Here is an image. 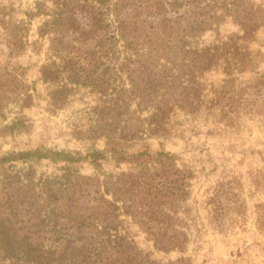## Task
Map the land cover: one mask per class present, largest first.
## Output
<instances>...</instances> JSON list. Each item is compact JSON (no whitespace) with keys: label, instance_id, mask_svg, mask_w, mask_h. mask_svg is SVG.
I'll return each instance as SVG.
<instances>
[{"label":"rangeland","instance_id":"374dc122","mask_svg":"<svg viewBox=\"0 0 264 264\" xmlns=\"http://www.w3.org/2000/svg\"><path fill=\"white\" fill-rule=\"evenodd\" d=\"M68 1L70 7L77 3ZM119 1L123 0H113L106 7L97 4L99 14L95 7L54 18L56 6L52 0H0V159L12 151L37 147L79 151L80 160L43 159L36 166L41 177L59 176L65 166L78 168L82 175L91 177L87 187L95 185L97 175L102 180L106 174L145 169V164L138 163L142 159L119 161L109 153L102 167L96 169L87 154L92 149L104 150L106 138H86V134L95 122L93 107L101 94L91 86L70 83L73 91L69 101L55 110L51 85L41 74L42 66L50 60L62 64L64 59L74 57L79 67L85 68L83 74L87 70L93 74L91 80L109 89L130 87L129 69H121L120 62L133 52L132 58L144 56L142 50L147 52L154 46L148 36L138 34L127 48L117 35L120 40L112 51L111 20L116 17L112 9ZM124 1L132 7L137 4L143 16L151 18L158 17V1L168 6L161 9L162 17L182 19L175 28V34L181 37L188 34L186 23L194 18H213L221 23H214L213 29L194 38L186 35L193 46L209 47L218 59L215 67L198 76L203 83L200 107L194 111L176 107L167 123L168 131L159 136L144 134L128 148L131 153L162 150L175 159L165 165L148 162L147 167L159 177L152 190L141 185L128 194L127 208L135 217L124 213L122 226L142 248L152 250L153 256L164 262L185 256L189 258L187 264H264V0ZM88 2L96 4L94 0ZM187 6L191 9L186 10ZM148 27L142 28L145 34ZM156 34H152L155 40ZM52 40L57 50L62 49L59 54L54 53ZM162 52L151 54L160 64L164 62ZM170 55L177 60L185 56L178 49ZM135 64L130 66L134 68ZM137 72L144 74L141 69ZM66 76L61 74L60 79ZM184 95L176 91L168 97ZM150 111H142L140 116L148 117ZM27 167L28 162L10 158L5 167L0 164V213L14 216L17 212L23 217L35 205L44 203L32 195L27 179L14 183V190L13 181L4 179V172L14 175ZM144 174L149 178V172ZM3 180L10 185H4ZM160 180L162 184L157 185ZM94 191L95 186L91 198ZM90 205L85 203L83 207ZM93 205L103 210L96 201ZM153 212L164 216L157 218ZM147 227L164 241L177 240L184 230L188 234L185 250L156 249L154 235L146 231ZM105 264L120 262L109 258Z\"/></svg>","mask_w":264,"mask_h":264},{"label":"trees","instance_id":"16d2710c","mask_svg":"<svg viewBox=\"0 0 264 264\" xmlns=\"http://www.w3.org/2000/svg\"><path fill=\"white\" fill-rule=\"evenodd\" d=\"M52 1L56 6L53 16L55 18L63 17L65 12L76 10L87 12L95 7V12L99 14L101 8L97 4L106 7V4L113 0H94L96 4L89 3V0H77L71 7L68 0ZM122 3L119 1L113 4L112 11L116 17L111 20L112 51H115L116 42L120 39L124 42V47L132 46V38L138 34L148 36L154 46L147 52L142 50L144 56L132 58L133 52L120 62L121 69H129L130 87L114 86L109 89V86L100 81L91 80L94 78L93 74L89 70L83 74L85 68L79 67V62L74 57L64 59L62 64L51 58L50 62L42 66L41 74L43 81L51 85L49 88L51 105L55 110L63 108L69 101L73 91L70 83L91 86L101 94L100 101L93 107L95 122L86 134V138H106L104 150L92 149L87 154L96 169L102 167L101 162L108 153L119 161L129 157L133 162L142 159L138 163L145 164V169L132 168L129 172L106 174L102 180L97 175L95 185L90 183V187H87L91 177L82 175L78 168L72 166L62 167L63 173L56 177L38 175L37 162L43 159L80 160L82 153L79 151L37 147L26 151H12L6 157L3 156L0 159L2 167H5L8 158L28 162L26 169L16 170L14 175L4 172V179L10 178L13 181L12 189L16 188L14 183L27 179L28 184L32 185V195L39 196L40 201L43 199L44 203L39 205L41 207L33 203L35 206L30 214L23 217L17 212L14 216L12 213H0V264H105L109 258H116L120 264H187L186 261L189 260L185 256L167 262L156 259L152 250L142 248L130 235V231L122 226L124 220L121 216L124 213L135 217L134 212L127 208L128 194L141 185L152 190L154 180L159 177L158 173L147 167L148 162L165 165L175 159L173 154L162 150L155 153L149 150L131 153L128 148L134 140L143 138L144 134L159 136L168 131L167 123L176 107L191 111L200 107L203 83L198 76L215 67L218 59L209 47L193 46L191 41L186 39V35L190 34L194 38L208 28L213 29L214 23L218 26L221 20L204 17L189 19L190 21L186 23L189 32L181 37L175 34V28L177 24H181L182 19L177 21L162 17L161 9H168V6H163L158 1L156 6L159 9L158 17L151 18L150 15L143 16L137 4L135 8L129 2L127 5L124 0ZM205 8L206 6L203 7ZM189 9L191 7L187 6L186 10ZM108 12L107 9L106 13ZM145 27H148V34L142 29ZM151 28L153 30H150ZM156 32L157 40L152 37ZM117 35L120 39L116 38ZM54 40L53 51L59 54L62 49L57 50ZM177 49L185 54L180 60L170 55L171 51ZM155 51L159 52V55L160 51H163L164 62L160 61L161 64L156 57L152 58L151 54ZM131 63H136L134 68L130 66ZM159 66L161 68H158ZM149 67L153 68L150 70ZM138 69L144 74L141 72L135 74ZM65 73L67 74L65 79H60V75ZM176 91L185 95L180 98L168 97L170 92ZM189 92L193 93V96H189ZM133 105L136 106L135 109H132ZM145 110L151 111L149 116L144 118L140 113ZM136 113L139 116H136ZM144 172H149V178H145ZM161 175L164 176L163 173ZM3 184L10 185L5 183V180ZM160 184L162 181L157 185ZM94 186L95 196L91 198ZM102 186L105 194L101 193ZM106 194H110L111 199L107 198ZM94 201L103 207V210H96ZM121 201L127 210H122L123 206L119 205ZM85 203L91 205L84 208ZM153 214L157 218L164 216L156 212ZM146 231L154 235V246L158 250L167 252L175 249L182 252L185 250L188 234L184 230H180L177 240L171 241H164L149 227Z\"/></svg>","mask_w":264,"mask_h":264}]
</instances>
